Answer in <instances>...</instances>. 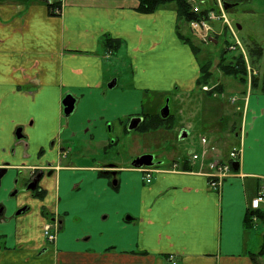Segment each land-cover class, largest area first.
<instances>
[{"label": "crops", "instance_id": "0c3cea01", "mask_svg": "<svg viewBox=\"0 0 264 264\" xmlns=\"http://www.w3.org/2000/svg\"><path fill=\"white\" fill-rule=\"evenodd\" d=\"M138 6L137 0H66L54 16L49 0H0V168L8 170L0 188V205L8 206L0 217V264H165L169 256L178 264H264V221L248 222L252 199L264 187V93L252 88L253 75L234 77L243 88L227 113L224 137L218 110H204V118L214 112L218 120L208 125L214 141L204 161L160 159L138 168L69 158V146L80 139L96 152L111 146L110 124L124 130L132 117H147L150 92L156 94L153 116L170 92L187 94L186 104L192 100L199 61L176 32L178 7L147 14ZM180 22L181 34L192 32L197 40ZM106 37L122 43L110 56ZM172 46L181 54L174 78L165 67ZM124 49L131 77L112 67ZM156 49L164 54L159 62H153ZM67 95L77 100L70 116ZM233 148L240 149L239 168L214 188L209 164L229 159ZM38 169L52 171L42 184L44 203L30 202L33 211L16 219L18 203L7 194L25 187ZM45 206L60 229L56 243L32 262L44 243Z\"/></svg>", "mask_w": 264, "mask_h": 264}, {"label": "rangeland", "instance_id": "374dc122", "mask_svg": "<svg viewBox=\"0 0 264 264\" xmlns=\"http://www.w3.org/2000/svg\"><path fill=\"white\" fill-rule=\"evenodd\" d=\"M225 1H235L234 3H240L237 6H234L232 10L230 9L226 11L224 7V0H206V2H208L207 4L216 14L219 15L223 13L224 16V19H218L211 22L215 32L217 33L216 34L213 31L210 33L212 36L211 41H209L208 37L202 39V36L199 34H197L198 37L196 40L194 35L189 36L192 32L183 36L181 34L182 31L180 30V21H182V24L186 21L180 17L179 11L177 10L178 25L176 32L179 36L181 34L184 37V41L181 39L184 43L189 44L190 47L191 45H194L195 48L192 49L191 47L193 52L194 49L197 51L196 53L194 52V54L198 56L199 61L198 80H202V78L204 79V76H207L208 74L206 72L208 70L214 76L212 82L210 81L208 83H199L197 80L196 86L191 90L192 100H190L188 104H186L187 94H181L180 92H170L167 94L165 98L166 100L170 99L169 105L172 115L170 118L171 121L169 122L173 124L174 128L159 131H155L153 128H148L146 131H142L140 129L138 130L137 128L129 130L128 127L130 121L134 118L132 117L128 122L129 124L126 125L127 129L125 128L122 130V126L119 123H113L108 126L109 138L112 143L110 147L108 146L107 148H103L102 146L96 149V152H92V147H86L84 142L80 139V141L75 142L74 145L69 146L71 148L69 158L74 157L78 161H91L93 159L95 162L103 164L112 161L127 162L128 165L136 158L144 155H153L157 160L168 159L171 161L172 159L177 160L178 158L182 160H189L190 152L192 150L200 152L203 149L201 144V138L203 136L209 138L208 145L214 141L212 140L213 137H210L213 133L212 135L210 134L211 132L208 129V125L210 123H214L215 118V123H217L218 120L220 121L216 127L220 129L222 128V137H224V134H226L224 132H227L230 119L227 113L231 112L230 107L232 104L234 107L238 104V101L233 102V100H238L243 86L234 79V76L223 74L219 69L220 63L223 61L224 64L233 63L239 68H242L244 65L246 68V74L239 77H246L248 79L250 78V75L254 76V73L259 76L261 75L260 77H262L264 72V56L263 59L258 58L260 55L259 47L263 49L264 55V0ZM173 4L178 7L177 3ZM219 5H222V10H219ZM238 25H241V29H238ZM185 26L190 28L188 23H185ZM230 26L232 28H230ZM186 40L190 41L191 44L187 43ZM233 47H235V49ZM158 51L159 50L156 49V51L152 54L153 62H159L160 56L164 55ZM117 55L118 57H115L117 59L112 67L120 76L131 77L132 59L128 58L126 49L121 52H117L116 56ZM179 57H181V54L177 52V49L174 46L170 48L169 53L165 56V60H168L165 63V67L166 70L171 72L172 78L177 77V72L180 70L176 61ZM171 61L172 63H170ZM110 65L111 64H109L108 68ZM185 67L188 79H190L191 70L188 68L187 64ZM183 75L185 74H182V76ZM208 76L211 75L208 74ZM219 82L225 86L223 94H218L221 92ZM212 85H215L213 90L210 92L203 91L204 87L211 89ZM214 93L219 96L214 97ZM155 95L156 94L154 92H150L144 101V112L149 113V115L154 111L152 107ZM182 98L183 103L181 102ZM162 99L163 97L156 98V104L161 102ZM164 102L165 101H162L161 105H163ZM214 109L218 110L217 115L220 119L217 120L214 112L210 113L207 118H204V110H211L212 112ZM157 112L160 114L161 110H158ZM102 117L103 116L100 115L98 118L101 120ZM123 123H125V119L123 120ZM183 127L189 130V135L187 138L181 140L179 138V133ZM84 132L86 134L87 128L84 129ZM23 189L24 187L21 186L19 187L18 192L11 191L8 193L7 200L16 199L17 195L21 198ZM49 245L51 246L52 244L50 243Z\"/></svg>", "mask_w": 264, "mask_h": 264}, {"label": "built area", "instance_id": "2783aa9c", "mask_svg": "<svg viewBox=\"0 0 264 264\" xmlns=\"http://www.w3.org/2000/svg\"><path fill=\"white\" fill-rule=\"evenodd\" d=\"M188 3L191 7L190 11L192 15H194V18L189 22L191 29L194 32L201 35L202 39L205 37L209 38L211 36L210 33H212V31L216 33L211 22H213L214 20H218V19H224L223 13L219 15L216 14L213 11V9H211V7L207 4L208 2H206V0H188ZM219 6H220L219 10H222V5H219ZM54 12L59 14L61 12V8H56ZM230 28L232 27L230 26ZM233 48L235 49V47ZM203 89L205 91L211 90L208 87H204ZM201 144L203 146V149L200 152L193 151L192 154L190 155L191 161H198V160L204 161L206 159L208 155V148H207L208 139H206V137H202ZM239 154H240V150L233 149L230 152L229 160L227 161L216 160L209 164V168L212 171V173L210 174L211 176L210 178L212 179L211 185L214 188L221 187L224 178H226L228 175L232 173L233 171L232 162L239 157ZM152 171L153 170L150 169L146 172L147 175L145 176V179L147 182L151 181ZM261 207H264V187H262L260 192L257 194L255 198H253L251 202V210L255 211V210L260 209ZM256 219L257 217L254 215L253 220H256ZM45 235L48 241L53 243L57 237V228H53L52 226L46 227ZM165 264H178V263L174 256H169L166 258Z\"/></svg>", "mask_w": 264, "mask_h": 264}, {"label": "trees", "instance_id": "16d2710c", "mask_svg": "<svg viewBox=\"0 0 264 264\" xmlns=\"http://www.w3.org/2000/svg\"><path fill=\"white\" fill-rule=\"evenodd\" d=\"M138 1V10L141 13H153L155 12L157 9H159L162 6H165L166 4L169 3H177L178 4V11H179V15L181 18H183L186 22H190L193 18L194 15H192L191 13V7L188 3L187 0H137ZM58 6L52 7L51 8V15H54V8H56ZM180 39H182L183 41L185 40L184 37L180 34ZM187 43H190V41L186 40ZM104 46L109 50L108 53H112L114 51H117L122 43L120 40L118 39H114V38H110V37H106L105 41L103 42ZM192 49L195 48L194 45L192 46ZM260 49V55L258 56V58L263 59V49L261 47H259ZM113 50V51H111ZM194 52L196 53L197 51L194 49ZM224 62V61H223ZM223 62L220 63L219 69L221 70V72L225 75H229V76H234L236 78H244V77H239V76H244L246 74V68L243 67L239 68L238 66H235L233 63H228V64H224ZM264 71V70H263ZM209 75L211 76H204V79L202 78V80H198L199 83H208L210 81H212L213 79V74L208 70L206 71ZM261 76V75H260ZM259 75H255L252 81V88L254 90H258L260 89V91L262 93H264V72L262 74V77H260ZM207 77V78H205ZM210 77V78H209ZM171 113L170 116L166 119H163L162 116L157 112L156 116H153L152 114H148L147 117L143 116V122L140 126V129L142 131H146L148 130V128H153L154 129H160V128H166V129H170L173 127V124L169 121H171ZM150 124H152L153 126H151ZM259 213L255 214L258 216V218L260 217L261 220L264 221V211H257ZM252 222V214H250L248 216V222Z\"/></svg>", "mask_w": 264, "mask_h": 264}, {"label": "flooded vegetation", "instance_id": "af4514ba", "mask_svg": "<svg viewBox=\"0 0 264 264\" xmlns=\"http://www.w3.org/2000/svg\"><path fill=\"white\" fill-rule=\"evenodd\" d=\"M224 2H227L230 5H233V7L230 8L231 10L234 8V6H237L240 3V2L239 3L238 2L234 3L235 1L232 2V1H225V0H224ZM164 101H165L164 104L161 106V108L159 110H161L164 107V105L166 104V98H165ZM76 105H77V103H76ZM160 115H161V112H160ZM136 117H142L144 119V117L140 116V115L136 116ZM142 122L137 127L138 130L140 129V126H141ZM150 125L153 126L152 124H150ZM126 129H127V127H126ZM154 161L157 162L158 160L154 158ZM97 163H99V162H97ZM99 164L100 165H106L107 163H105V164L99 163ZM51 176H52V171H45V170H42V169H38L35 172H33L27 178L26 183H25V187H24L23 192H22V194H24L26 196V198L24 199L25 202L24 201L22 202V200H21V198L23 196L21 198H19L18 195H17L16 199H14V200L18 203V205L16 206V208L12 212L11 216H13L16 219H19V218L27 215V213H30V212L33 211L34 208L31 205V203H36L38 205H40V203H44V199H45L44 198L45 197L44 193H45V191L42 188V184ZM3 178H2V182H3ZM2 182H1V185H2ZM15 182H16V184H18L19 183L18 179ZM18 190H19V187L16 186L12 191L13 192H18ZM45 208H46L47 211L44 212V214H46V216L48 217L49 220L44 222V224L42 226V230H43L42 235L44 236V243H43V245L40 248H38L36 250V252H34L32 254L33 257L31 259V261L32 260H36L37 258H40L42 255H44L46 252H48L47 249H49V244L50 243L46 240V237H45V229H46V227L52 226L53 228H57V232H59V229H60V222L56 219L57 217L50 215V212L48 211L46 206H45ZM7 209H8V206L6 204L0 205V217L4 216V214H6ZM21 210H24V212L20 213Z\"/></svg>", "mask_w": 264, "mask_h": 264}, {"label": "water", "instance_id": "95a60500", "mask_svg": "<svg viewBox=\"0 0 264 264\" xmlns=\"http://www.w3.org/2000/svg\"><path fill=\"white\" fill-rule=\"evenodd\" d=\"M224 7H225V10L228 11L230 8L233 7V5H230L227 2H224ZM238 29H241V25H238ZM116 83H117V80L113 79V81L108 84V88H110V89L114 88L116 86ZM169 102H170V99H167L166 104L161 109V116L163 119H166L170 116L171 110H170ZM76 103H77V100L74 96L67 95L65 97V99L63 101V106H64V113L66 116H70L74 112V110L76 108ZM142 121H143L142 117H136L135 116L134 118H132L130 121L129 127H128L129 130L136 129ZM188 135H189L188 129L183 127L180 130L179 138L182 140V139L187 138ZM154 158L155 157L153 155H144V156L138 157L132 162V166L138 167V168L139 167L141 168L144 166L145 167H155L159 163L155 162ZM239 165H240V163L238 161L234 162L235 170L239 168ZM7 171L8 170L6 168H0V187H1L2 178L6 175ZM110 174L115 175L116 172L110 171ZM116 182L117 181H114L113 183L116 184ZM23 212H24V210L20 211V213H23Z\"/></svg>", "mask_w": 264, "mask_h": 264}]
</instances>
